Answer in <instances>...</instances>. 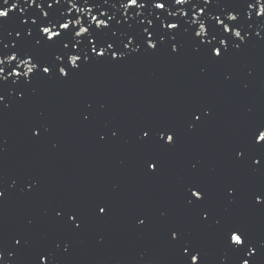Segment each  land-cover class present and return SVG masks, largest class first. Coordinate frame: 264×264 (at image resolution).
Instances as JSON below:
<instances>
[{"label":"water","instance_id":"water-1","mask_svg":"<svg viewBox=\"0 0 264 264\" xmlns=\"http://www.w3.org/2000/svg\"><path fill=\"white\" fill-rule=\"evenodd\" d=\"M244 7L245 0L209 6L217 13ZM117 9L118 0H111L103 10L119 19ZM141 11L148 16L153 10ZM246 30L241 48L220 60L196 51V41L181 33L176 54L165 43L155 52L84 64L67 80L51 78L0 188V264H32L38 251L52 252L55 264H182L171 229L201 251L203 264H239L226 227L240 226L254 243L264 241V205L252 203V194L264 190V167L235 156L237 148L254 154L250 132L264 124V26ZM136 31L135 21L121 20L116 36L104 38ZM205 110L210 114L189 130L191 114ZM161 127L175 130L174 146L139 139L142 129ZM33 129L41 134L33 136ZM149 157L160 161L156 174L145 170ZM190 185L205 192L195 207L186 202ZM228 188L235 189L232 202ZM101 202L106 215L97 214ZM61 208L79 210V230L56 218ZM205 210L207 221L201 219ZM19 236L27 244L16 250L12 240ZM65 243L67 253L56 249ZM253 259L264 264V252Z\"/></svg>","mask_w":264,"mask_h":264},{"label":"snow or ice","instance_id":"snow-or-ice-1","mask_svg":"<svg viewBox=\"0 0 264 264\" xmlns=\"http://www.w3.org/2000/svg\"><path fill=\"white\" fill-rule=\"evenodd\" d=\"M36 0H26V3H35ZM44 0H41L43 3ZM108 0H104L106 4ZM41 3H36L39 9V17L35 14L25 18L24 10L18 17L19 30L15 35L20 41L31 39L34 47H54L56 54L48 60L40 59L34 52L24 50L17 43L0 44V84L12 78V83L22 80L31 83L34 77H47L67 80L78 72L84 64L92 61L112 60L119 61L127 58L132 53L141 49L155 52L159 45L169 44L170 51L176 54L179 51L177 36L181 33L190 35L195 43V50L203 52L210 59L220 60L229 49L238 51L241 45L248 39L246 30L252 27V23L264 26V0H245L242 12L236 10H221L218 13L210 10L212 0H118L120 12L119 19L115 14H109L102 10L94 0H51L47 8L51 10L53 4L58 6L55 14L45 11ZM66 3V7L63 4ZM20 0H0V21H7L13 9L19 7ZM203 6H199V5ZM79 5V6H78ZM169 5L180 6L175 11H169ZM116 7L115 4L112 5ZM145 7L152 9L148 16L141 11ZM189 7V11L185 8ZM205 9H209L206 13ZM132 10V11H130ZM149 16L152 18L150 19ZM253 16L257 18L253 20ZM121 20L127 24L135 21L137 31L124 35L122 39L111 40L104 38L106 33L116 36V26ZM131 27V25H129ZM257 37L261 36L256 31ZM131 45V47H130ZM14 64L5 75V68ZM23 69L20 71L19 69ZM22 98V94L20 95ZM7 107L4 97L0 95V108ZM210 113L205 110L201 113L193 112L188 124L189 130H193L202 119ZM87 119V117H85ZM41 133L33 129V136ZM116 136V132H112ZM175 130L169 127L157 129H142L139 139L145 142H155L161 147L175 145ZM105 137L100 136L103 140ZM249 145L254 154H250L248 148H237L235 156L238 160H250L254 168L264 167V124L256 125L251 129ZM160 161L155 157H149L144 161L145 170L150 174L159 172ZM195 167V166H193ZM33 185H29L31 188ZM187 204L197 206L205 197L204 189L199 185H190L187 188ZM229 202L235 195L234 188L227 189ZM4 192L0 191V199ZM253 205H264V190L252 194ZM98 215H106L108 205L103 202L96 205ZM58 220L67 224L73 230H79L82 226L80 212L75 208H61L55 212ZM202 220H209L207 210L201 213ZM144 220H139L138 225H143ZM213 223L222 226L221 221L213 219ZM225 237L227 245L240 255L239 264H254V256L264 252V241L254 243L246 231L237 225L226 227ZM170 243L178 248L183 262L182 264H203L201 251L190 241L183 238L178 229L170 230ZM27 244L23 236L13 237L12 245L16 250L22 249ZM56 249L67 253L69 246L56 244ZM9 257L14 253L9 252ZM246 257V258H244ZM4 260L3 251L0 250V261ZM55 264L53 253L38 251L35 253L32 264Z\"/></svg>","mask_w":264,"mask_h":264}]
</instances>
